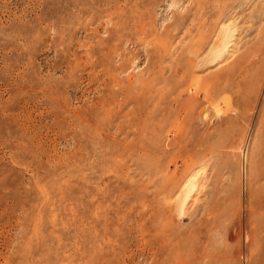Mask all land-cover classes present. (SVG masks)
<instances>
[{
  "label": "rangeland",
  "instance_id": "374dc122",
  "mask_svg": "<svg viewBox=\"0 0 264 264\" xmlns=\"http://www.w3.org/2000/svg\"><path fill=\"white\" fill-rule=\"evenodd\" d=\"M0 264H264V0H0Z\"/></svg>",
  "mask_w": 264,
  "mask_h": 264
},
{
  "label": "bare ground",
  "instance_id": "6f19581e",
  "mask_svg": "<svg viewBox=\"0 0 264 264\" xmlns=\"http://www.w3.org/2000/svg\"><path fill=\"white\" fill-rule=\"evenodd\" d=\"M188 187H189V186H187V187L185 186L184 190H185V189H188ZM184 190H183V191H184ZM187 191H188V190H187Z\"/></svg>",
  "mask_w": 264,
  "mask_h": 264
}]
</instances>
